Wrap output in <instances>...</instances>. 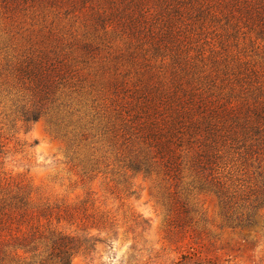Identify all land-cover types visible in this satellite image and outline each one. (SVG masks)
I'll return each instance as SVG.
<instances>
[{"label":"trees","instance_id":"trees-1","mask_svg":"<svg viewBox=\"0 0 264 264\" xmlns=\"http://www.w3.org/2000/svg\"><path fill=\"white\" fill-rule=\"evenodd\" d=\"M38 1L54 6L68 3L74 8L78 3ZM97 2L95 27L113 25L107 19L125 6L131 15L116 23L128 29L123 32L127 53L119 51L113 56L109 51L105 59L116 61L115 72L106 79L91 65L98 57V44H104L97 28L80 47L83 60L72 57V49L60 46L27 50L0 67L1 94L14 103L5 115L21 121L27 130L41 118L64 130L70 136L73 167L83 183L110 175L111 181L122 183L127 195L133 196L137 191L131 178L160 176L173 188L167 222L174 228L187 232L195 221L194 213L199 211L193 197L196 193L215 195L228 227H264L258 217L264 207V99L259 100L260 94L253 102L228 106L209 98L205 88L216 84L213 77L221 72L217 67L203 68L204 52L193 54L186 43L191 37L182 36L171 20L189 10L197 19L203 18L210 14V6L205 0H163L167 23L162 20V24L167 27L159 34L146 30L141 21L150 11L144 7L145 0ZM247 10L264 17V0H252ZM124 56L141 65L140 75L143 70L148 77L133 79L119 70L117 62ZM141 57L148 63L140 64ZM158 58L170 59L169 78L150 69V60ZM233 68L234 76L226 71L222 81L241 83V71ZM203 78L209 80L205 88L199 86ZM4 146L0 141V155L5 154ZM33 194L22 180L0 176V264H7L8 259L14 264H71L74 255L95 251L101 239L86 232L85 221L81 234H69L58 228L42 230L39 220L44 218L49 225L53 219L73 223L76 213L85 219L88 206L96 199L86 195L71 210L61 212L59 203L39 204ZM138 223L145 227L148 221L143 218ZM19 249L31 257L22 261ZM181 259L175 264L192 258L183 254ZM201 262L199 258L193 261Z\"/></svg>","mask_w":264,"mask_h":264},{"label":"rangeland","instance_id":"rangeland-1","mask_svg":"<svg viewBox=\"0 0 264 264\" xmlns=\"http://www.w3.org/2000/svg\"><path fill=\"white\" fill-rule=\"evenodd\" d=\"M97 1L78 0L74 8L68 3L54 6L38 0H0V67L7 59H15L27 50L55 46L72 49V57L83 60L80 47L85 36H93L97 28L104 44H98V57L91 65L99 68L98 76L110 77L115 72L116 61L105 60L109 51L113 56L119 51L127 53L123 32L128 29L116 23L126 21L131 15L125 6L107 19L113 25L95 27L93 14ZM205 2L211 10L205 17L197 19L189 10L182 17L171 19L182 36L191 37L186 43L192 46L193 54L198 55L199 50L204 52L203 68L217 67L221 72L218 74L221 76L213 77L216 84L205 88L209 80L203 78L199 86L205 88L209 98L228 106L253 102L260 94L259 100H263L264 92L260 93L259 88L264 91V17L247 10L252 0ZM125 4L126 1L123 6ZM144 7L150 10L141 17L146 30L161 34L167 27L162 24V20L167 23V6L163 0H145ZM140 60V64L148 63L143 57ZM117 63L119 70L130 73L133 79L148 77L143 70L140 75L141 65H134L125 56ZM149 63L152 72L170 77L169 58ZM233 67L241 71V83L221 80L226 77L223 75L226 71L234 76ZM1 93L4 92L0 88V141L5 144V154L0 155V176L22 180L33 190L35 202L59 203L61 212L65 208L71 210L86 195L96 199L93 206H88L85 219L76 213L73 223H58L53 219L49 225L46 219L39 220L42 230L58 228L69 234H81L85 221L86 232L101 239L95 251L74 255L71 264H175L182 260L183 254L192 258L191 262L181 261L183 264H195V258L201 259L199 264H264V227L252 230L228 227L220 215L215 195L194 194L199 208L194 213L195 221L187 232L174 228L167 222L173 188L160 176L131 178L133 189L137 191L133 196L127 195L122 183L111 181L110 175L81 182L78 170L73 167L70 136L64 130H57L46 118H41L28 130L21 121H12L5 113L14 109V103ZM258 217L264 220V207L258 211ZM143 218L148 221L145 227L138 223ZM42 250L40 247L39 251ZM194 252L199 256L192 257ZM17 255L22 261L31 257L21 249ZM14 263L7 261V264Z\"/></svg>","mask_w":264,"mask_h":264}]
</instances>
